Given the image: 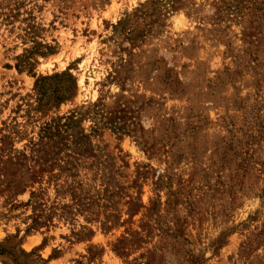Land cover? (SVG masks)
I'll list each match as a JSON object with an SVG mask.
<instances>
[{
  "label": "rangeland",
  "instance_id": "1",
  "mask_svg": "<svg viewBox=\"0 0 264 264\" xmlns=\"http://www.w3.org/2000/svg\"><path fill=\"white\" fill-rule=\"evenodd\" d=\"M31 41L53 54L17 71ZM65 71L73 97L37 110ZM71 112L75 177L30 160ZM4 135L29 160L0 163V244L26 264H264V0H0Z\"/></svg>",
  "mask_w": 264,
  "mask_h": 264
},
{
  "label": "trees",
  "instance_id": "2",
  "mask_svg": "<svg viewBox=\"0 0 264 264\" xmlns=\"http://www.w3.org/2000/svg\"><path fill=\"white\" fill-rule=\"evenodd\" d=\"M154 2V1H153ZM177 2V1H175ZM175 4V3H173ZM34 32H27L25 36L30 38ZM33 39V37L31 38ZM33 46L25 53L17 56V63L15 68L17 71H25L32 74L33 67L36 63L35 57H46L53 54V48L47 45H41L35 41H31ZM43 48L44 50H40ZM35 77V75H32ZM76 80L67 71L53 74L50 76H39L35 78L33 85V91L35 92V103L37 110H44L50 105H59L66 101H69L75 92ZM80 119L77 118L75 112H71L67 116L57 117L52 119L50 122L44 123L40 128L38 139L36 143H30V160H39L47 163L51 161L58 162L57 168L61 172L70 173L71 177H75L79 165V156L87 153L90 149L88 137L83 134L80 128ZM8 135H4L1 139L0 147V163L5 169V173L11 176V169L15 167H23L28 157L22 153L20 156L10 157L8 155L6 161L3 160V152L8 150ZM6 167L10 170L6 172ZM5 173L2 176H5ZM14 181L15 177H12ZM79 186L75 188L74 193L71 194L75 204L78 208H84L85 203H82L80 198ZM33 195V194H32ZM71 206H65L64 208L69 209ZM71 214V212H67ZM38 218L36 215L33 218L32 226L39 225ZM33 228V227H32ZM33 253H26L22 249H15V247H8L0 244V257L3 258V263L7 264L9 261L11 264H26L24 261L29 259ZM55 257L50 256L47 261L54 259ZM25 259V260H23Z\"/></svg>",
  "mask_w": 264,
  "mask_h": 264
}]
</instances>
